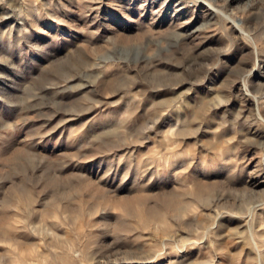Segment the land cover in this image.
Wrapping results in <instances>:
<instances>
[{
    "label": "rangeland",
    "instance_id": "1",
    "mask_svg": "<svg viewBox=\"0 0 264 264\" xmlns=\"http://www.w3.org/2000/svg\"><path fill=\"white\" fill-rule=\"evenodd\" d=\"M0 264H264V0H0Z\"/></svg>",
    "mask_w": 264,
    "mask_h": 264
}]
</instances>
